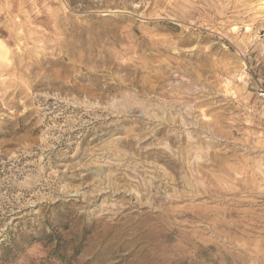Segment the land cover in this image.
Listing matches in <instances>:
<instances>
[{
	"label": "rangeland",
	"instance_id": "374dc122",
	"mask_svg": "<svg viewBox=\"0 0 264 264\" xmlns=\"http://www.w3.org/2000/svg\"><path fill=\"white\" fill-rule=\"evenodd\" d=\"M0 51V264H264V0H0Z\"/></svg>",
	"mask_w": 264,
	"mask_h": 264
},
{
	"label": "built area",
	"instance_id": "2783aa9c",
	"mask_svg": "<svg viewBox=\"0 0 264 264\" xmlns=\"http://www.w3.org/2000/svg\"><path fill=\"white\" fill-rule=\"evenodd\" d=\"M242 79H246V75H244V76L242 77ZM260 97L264 100V92H262V93L260 94Z\"/></svg>",
	"mask_w": 264,
	"mask_h": 264
},
{
	"label": "bare ground",
	"instance_id": "6f19581e",
	"mask_svg": "<svg viewBox=\"0 0 264 264\" xmlns=\"http://www.w3.org/2000/svg\"><path fill=\"white\" fill-rule=\"evenodd\" d=\"M2 49H3V48H2ZM2 51H4V50H2ZM0 52H1V51H0ZM1 54H2V53H1ZM3 54H4V53H3ZM1 57H2V56H1ZM5 57H6V56H5ZM5 57H4V58H5ZM5 59H6V58H5ZM6 60H7V59H6ZM6 60H5V61H6ZM188 212H189V211H188ZM184 214H185V213H184ZM182 216H183V215H182ZM182 216H181V217H182ZM184 216H186V215H184Z\"/></svg>",
	"mask_w": 264,
	"mask_h": 264
}]
</instances>
